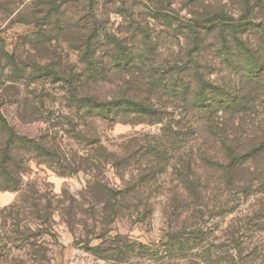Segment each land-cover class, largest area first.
<instances>
[{"label": "rangeland", "instance_id": "rangeland-1", "mask_svg": "<svg viewBox=\"0 0 264 264\" xmlns=\"http://www.w3.org/2000/svg\"><path fill=\"white\" fill-rule=\"evenodd\" d=\"M90 2L101 23L99 51L108 36L126 32L123 8L137 17L148 7L146 0H0L1 112L16 134L55 154L18 150L17 167L9 163L19 190L0 206V264H264V183L224 191L198 160L212 147L201 120L182 107H170L160 121L87 117L72 107L66 83L46 75L56 63L63 78L83 68L78 37L52 33V8L59 9L62 26ZM161 9L188 21L222 12L227 24L242 26L243 40L264 68V0H171ZM135 15L130 19L138 20ZM160 46L166 61L179 60L186 48L183 38L177 43L165 36ZM207 56L209 78L219 84L249 63L233 61L232 74L213 52ZM16 68L25 71L19 78ZM97 92L109 98L113 91L106 83ZM256 117L249 140L264 136L262 108ZM248 162L264 168L260 156ZM187 164L188 181L194 172L207 181L199 201L185 181ZM3 186L0 179V192Z\"/></svg>", "mask_w": 264, "mask_h": 264}, {"label": "trees", "instance_id": "trees-1", "mask_svg": "<svg viewBox=\"0 0 264 264\" xmlns=\"http://www.w3.org/2000/svg\"><path fill=\"white\" fill-rule=\"evenodd\" d=\"M146 1L147 12L138 14V20H131L135 13L123 8L124 17L129 20L126 32L121 36H108L101 51L97 49L101 27L97 5L90 2L62 26L57 20L59 9L53 7L55 20L52 33L58 31L64 34L68 31L78 37L75 40L80 46L78 62L83 68L78 73L69 71L68 76L63 78L61 75L64 72L56 66L60 63H56L46 70V75L53 83H66V93L72 107L87 117L106 120L132 114L160 121L170 107H182L203 122L200 125L205 127V137L212 147L201 152L198 160L212 171L213 176L216 175L217 184L225 186L224 191L246 192L250 189L242 185L246 181L264 183V168H251L248 164V160L256 156L264 158V136L249 140L247 134L261 108L264 112V68L258 65V55L251 52L248 41L243 40L242 26L227 24L229 20L220 11L209 13L200 21L181 20L161 9L170 5L171 0ZM155 22L161 23L158 24L159 30L153 27ZM254 25L251 24V27ZM162 36L177 43L181 38L185 40L182 58L176 61L161 60ZM209 39L213 44H207ZM207 52H213L230 66L228 70L232 74L236 69L231 66L233 61L249 63L245 69H239L240 72L233 75L234 79L226 76L221 78L219 84L209 78ZM54 61L59 62V59ZM263 62L264 59L260 63ZM24 72L16 68L13 76L19 78ZM226 78L231 80L223 81ZM106 83L113 91L109 98L97 92L98 85ZM168 103L170 106H167ZM1 107L0 102V138L3 139V146L0 147V179L5 185L1 192H18L15 172L9 167L10 162L17 167L18 150H24L27 154H55L44 145L20 136L9 128ZM246 142L250 146L248 149ZM192 165L194 167L195 161ZM183 170L192 199L199 201L206 191L207 181L200 179L195 172L188 181V164L183 166Z\"/></svg>", "mask_w": 264, "mask_h": 264}, {"label": "crops", "instance_id": "crops-1", "mask_svg": "<svg viewBox=\"0 0 264 264\" xmlns=\"http://www.w3.org/2000/svg\"><path fill=\"white\" fill-rule=\"evenodd\" d=\"M17 194L14 192H0V206L11 204L16 199Z\"/></svg>", "mask_w": 264, "mask_h": 264}]
</instances>
